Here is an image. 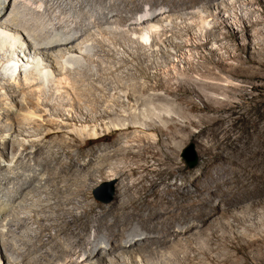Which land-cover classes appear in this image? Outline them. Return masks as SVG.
Here are the masks:
<instances>
[{"label":"bare ground","instance_id":"bare-ground-1","mask_svg":"<svg viewBox=\"0 0 264 264\" xmlns=\"http://www.w3.org/2000/svg\"><path fill=\"white\" fill-rule=\"evenodd\" d=\"M7 1L0 0V82L4 81L5 84L13 86L14 91L10 92L11 97H14V95L21 97L16 106L12 103L14 100L12 101L9 98L11 101L8 104L7 112L17 115L23 121L40 123L48 116V113L40 108L42 96L47 92L67 97L69 99L67 104V107L70 108L69 113L77 108H82V92L79 94L80 92L76 91L75 87L73 88L69 75L75 65L84 62L86 56H90L89 54L93 52L92 44L94 41L97 42V37L111 35L112 31H123L122 34L124 33L128 40L137 44L138 49H145L149 46H158L159 43L167 39V34L180 30V28L173 30L174 25L184 24L187 29H181V33L184 30L186 37L192 36V38L186 40L187 44H178L179 56H176L177 59L183 56L182 51L188 53L190 48L199 50V48L204 47H215L212 48L211 57H206L207 65V63L212 64L211 60L216 54L218 55V51L227 49L222 43L224 39L218 37L217 30L222 27L227 28L229 21L235 23L239 16L238 13H233V9H241L243 16L239 20L245 26L236 36L241 35L242 40L245 42L240 51L246 52L247 58L242 60L239 55L235 56L232 60L238 61V64L227 66V60L220 57L219 60L213 63L211 68H206V66L202 70L196 66V68H191V71L201 74H199L200 81H195L194 86H198L204 93L208 90L223 89V84L217 82L221 81L220 74L216 73L215 70L220 73L225 72L233 78H238L247 65V69H254L255 67L264 69V63L261 61L264 59V13L260 19L252 22L251 15L255 14V10L251 14L245 12L247 9L251 11L255 4L264 5V0H172L170 9L163 8V4L167 0H130L128 3L122 1L121 3L125 7L130 8L128 19L125 22L122 21L123 24L121 21L114 22L113 20L115 16L122 17L118 13L113 14V16H99L95 20L96 10L94 7L88 12L83 10L84 6L91 0H77V4L70 0H47L46 2L40 0V2H44L42 5L48 10L47 15V10L44 11L45 14L43 13L46 17L45 20L48 17L47 23L55 22L58 25L57 32L67 34L63 38L59 34L50 35V37L47 35L49 31L46 34L49 38L44 34L46 38H43V36L42 39H40L41 37L38 38L39 35H42L38 32L39 28L36 30L38 33L32 31L33 28L30 29V33L27 30L28 27L24 28L23 25L25 24L21 23L23 14H20L21 9H17V5L20 4L21 6V4L27 3V0H16L9 14L7 10L10 4ZM202 1H205L202 4H206V7L199 5ZM116 2L119 1L115 0L112 3H107L102 12L111 11V7ZM186 2H190L192 5L187 8L184 7L186 9H179ZM149 4L150 6H148ZM37 6L41 5L37 4ZM32 7H34L33 3ZM69 8L75 9L74 13L79 19L75 17L72 24H68L69 28H66L60 14ZM150 9L155 10L152 11L151 15H148L147 11L149 12ZM28 11L29 13L35 12L31 6ZM41 12L38 11V13ZM56 12H59V14L54 15L57 14ZM137 14L140 16L134 18ZM90 15L94 19L89 24L87 20ZM19 16L22 17L21 21ZM42 16H40V19ZM220 19L221 22L219 21L218 25H212L214 20ZM258 27L262 29H258ZM256 28L254 36L258 38V42L254 43L251 39V32ZM193 31L196 32L193 33ZM174 33L179 34L178 32ZM8 50L12 56L4 59V53ZM187 57H189V53ZM187 57L183 56V59L186 61L191 58V56L188 59ZM202 59L204 63L205 58ZM183 74L185 80H187L184 83L176 86L162 83L151 88H135L132 93H126V101L119 100L114 106L123 107L126 104L135 105V103L154 105L155 100L162 97L158 94L159 90H162L166 94L165 96L174 97L176 101L189 106L192 103L188 99L191 87L187 83L188 80H192V77H190L189 72L185 71ZM193 89L198 94L201 93L195 87ZM150 91L155 92L152 97L147 96ZM200 98L206 103L205 108L206 106L214 107L220 102V100L210 97L207 93L206 99L202 96ZM16 108L18 109L16 110ZM167 115L171 124L164 128L159 126L157 122H150L147 125L138 122L136 115L131 114L129 117L125 115L126 119L131 120V122H115L114 129L107 135L100 136L95 128L81 131L74 130L76 132V136L73 134L75 136L74 142L78 153L73 154L70 150L72 146H75L74 144L68 142L60 145L63 149L62 152L69 159L68 166L61 164L62 174L69 175L73 172L78 173L81 169L92 168L93 162L99 160L101 164L93 170V173H97L101 178L108 177L116 181L138 177L131 185L129 183L123 185L125 190L123 197L125 194L128 197L120 199L119 194L110 203H102L93 198L90 192V184L95 181V174H89L87 177L78 178L77 181L70 180L68 182H65L61 177V181L65 182L63 185L59 184L60 176L54 175L52 177V175H49L45 182L49 183L52 180L54 183L58 182L54 191L56 195H62L58 198L59 201L57 199V202L43 206L40 210L35 211L33 216L29 215L26 216L27 218L21 217L18 219L16 217L12 219V216H10L11 219L8 218L7 220L5 216L11 211V208L7 207L5 202L0 205V220L3 219L4 222L0 225V240L19 238V247L23 249L20 251L21 248L18 249L16 242H5L3 244L4 249L0 244V264H264V232L262 233L259 230L263 219L260 221L261 218L252 216V220H249V217H251L249 214H252L255 209L262 208L264 210V187L261 190L249 188L255 181L264 183L263 163L259 164L258 170L251 171L248 168L241 170L238 167L240 164L230 160L228 153L223 152L222 148L215 149L221 150V153H214L212 148L205 150V153L209 156L219 155L222 159L232 161L231 169L237 174L229 180L238 184V181L235 180L237 178L243 186L238 187L240 190L233 191L234 195L228 202L230 206L239 207L243 211L242 213H223L221 219H217V210L193 212L192 208L194 206H200L201 208L206 206L203 197L206 195L203 193L204 191H207L210 198L214 196V192H217L211 187H204L199 190L200 195L197 196H194L192 192L182 195L185 199L184 202H172L168 197L161 198L155 193V189L159 184L158 181L168 172L167 165L173 163V168H178V164L174 161L177 160L180 152L177 145L181 133L180 126L175 122V118L170 117V112L167 111ZM115 116L117 115L106 110L97 120L103 121ZM19 118L16 119L19 120ZM16 119H13L10 128L7 129L8 133L11 132V129L15 131L20 126V122L17 120V124ZM74 120L76 121L77 118L74 117ZM79 122L81 121L79 120ZM222 123L223 121L220 118H213L209 120L208 124L209 127H212ZM56 125L55 121L49 122V128L43 135L44 140L50 139L52 136H61L64 133ZM184 128L188 129L187 126ZM135 130H140V133L146 136H137L136 139L129 141L127 145L122 146L120 144L121 136ZM219 130L220 132L225 131ZM153 131L157 133L156 138L148 134V132ZM205 131L203 130L201 134H204ZM106 142H109L108 145L103 146ZM41 146L42 144L39 143V149L42 148ZM28 148L27 146L25 151ZM99 151H102L103 155L97 157ZM263 153L261 147H258V149L256 147V150L249 157L246 156L245 161L249 163L253 160L260 161ZM55 158V160L60 159L59 155ZM85 158L89 159L87 163H83ZM109 162H116L113 168ZM78 166L80 169H76ZM108 168L109 171L107 172ZM40 175L32 177V174H30L29 177L32 178L19 186V189H23V192L28 191V194L25 196V200L22 197L18 198L20 196L15 197L13 205L19 199L25 202L30 196L35 197L39 186L34 185V183L36 181L39 183L44 182L43 179H40ZM228 183H231V181ZM130 191L134 192L135 196H132ZM65 192L68 194H65ZM239 193L246 195V198H238ZM80 204H85V211H80ZM90 217L93 221H89ZM229 217L233 219L232 222ZM122 219L124 220L122 221ZM136 219L140 220L137 224L139 226L134 228V220ZM220 221L221 224L215 225ZM29 222L37 225L39 230L26 233L27 235L24 236L12 229L17 227V230H21L27 227L26 225ZM92 222L95 224H91ZM246 223L248 225L245 234L235 230V227L245 226ZM53 229L56 230L55 234L50 233ZM153 230L158 234L150 238L149 234ZM91 231L95 232L94 241H91L84 234ZM47 234L49 238L47 237L45 240ZM102 236L109 238V241L105 240L108 241L106 247L103 246L105 242ZM225 247L235 254L222 252ZM102 248L104 252L100 257L103 256V258L93 263V260L99 257ZM249 253H253L254 257H249ZM241 257L245 259L244 263L240 261Z\"/></svg>","mask_w":264,"mask_h":264},{"label":"rangeland","instance_id":"rangeland-1","mask_svg":"<svg viewBox=\"0 0 264 264\" xmlns=\"http://www.w3.org/2000/svg\"><path fill=\"white\" fill-rule=\"evenodd\" d=\"M15 1L16 0L7 1L10 4L7 10L8 14L10 11H12ZM28 1L31 0H27V3L25 2L26 5L23 3L21 6L20 4L17 5L18 7L16 6L17 9H21L20 14H23V18L19 16L20 21L22 19L24 20V22L22 20L21 23L25 24L23 25V27L25 26L24 28H26V26L28 27V32H30V29L32 30V28L34 29L32 31L36 32V30L39 28L38 32L42 33V35L38 34V38L41 37L40 39H42L43 36V38H46L47 35L53 36L55 34H59L61 38L64 36L66 37L67 34L64 32H57L56 28L58 25L55 22L47 23L48 17L45 20L46 17L44 15V11L47 9L44 8V5L42 4H44V2L47 0H43L44 2H40V0H32L33 2ZM70 1L76 2L77 0ZM113 1L91 0L84 6L83 10L88 12L94 7L96 10V14H94L95 20L99 16H113V14L118 13V15H122V17H113L114 22H125L128 19L130 8L125 7L121 2L125 1L128 3L130 0H118L119 2H116L115 5L111 7V11L102 12L105 8L104 6L109 2L112 3ZM171 1L172 0L165 1L163 8L170 9L172 7ZM204 2L205 1L200 2L201 4L199 3V5L206 7V4H202ZM32 3L34 7H32ZM37 4H40L41 6H37ZM75 4H77V2ZM191 5L192 4L190 2H186L185 4H182L179 9H186ZM30 6L34 9V13H29L28 9H30ZM148 6H150V4ZM40 9L44 10L42 11ZM150 10V13L147 11L148 15H151L155 9ZM233 10V13H238L239 18L243 16L241 9ZM249 10L247 9L245 11L247 12L246 14H251V12L255 10V14L251 15V21H257L264 13V5L255 4L251 11ZM38 11L42 12L38 13ZM74 11L75 9L69 8L60 14L63 16H61V18L66 28H69L68 26L72 24V20L75 19V17L76 19H79V17L75 15ZM47 13L48 10L46 11V15ZM56 13L57 14L54 15L59 14V12ZM36 15L39 16L37 17ZM41 15L44 17L42 16L40 19ZM139 16L140 15L137 14L134 16V18ZM94 18H92L90 15V18L87 20L89 21L88 23L90 24ZM239 18L235 20V23L233 21H229L227 28L222 27L221 29L217 30L218 37L224 39L222 43L223 46L227 47V49L223 48L222 46V48L225 50L218 51V55L216 54V56L211 60L212 64L207 63V65L206 57L209 58L213 47L199 48V50L190 48L189 50L191 52L189 51L188 53L189 57L191 56V58L187 57V51H182L183 56L189 59L185 61L183 56L177 59L176 56H179L178 44H187L186 40L192 38V36H189V38L186 37L184 30L187 28H185L186 25L184 24H181V27L179 25H174L175 28L173 30L180 28V30L174 31L176 33L178 32L180 36L179 34L176 35L174 32L169 33L166 35L168 40H164V42L159 43L158 46H149L145 49H138V45L128 40L127 36L124 35V33L122 34L123 31L120 32L121 30L117 32L112 31L113 33H110L111 35L108 34V36L105 35L103 37H97V42L94 41L92 44L93 52L89 54L90 56H86L84 62L75 65L74 69L69 75V78H71V84H73V88L75 87L74 89H77L76 91H79V94L82 92V108H77L76 110L72 111V113H69L70 108L67 107L69 99L67 97L64 96V98L63 96L53 95L51 91V93L47 92V94L42 96L40 108L42 111H46L48 116L40 123L35 121H23L17 117V115L7 112L8 104L11 101L9 98L12 99V101L14 100L12 103H14V106H16L18 102H20L21 97L19 95H14V97H11L10 92L14 91L13 86H9L5 84L4 81H1L0 205L5 202L7 207L11 208V211L7 214V216H5L7 217L6 220L10 216H12V219L14 217L18 219L21 217H28L29 215L33 216L35 211L40 210L43 206L48 205L49 203L53 204L54 202H57V199L62 195H56V192L54 191V189L56 190V183L58 182L54 183L53 180L49 183L45 182V179L49 175H52V177H54V175L60 176L58 181L59 184L63 185L65 182L70 180L77 181L78 178H84L89 176V174H95L94 178L96 179L90 184V192L92 193L93 198L102 203H110L114 201L119 194L120 199L127 198V194H125L123 197V193L125 191L123 189V185L127 183L131 185L133 181L138 178L137 176L116 181L108 177L101 178L97 173H93V170L98 168L101 164V161L99 160H95L93 162L92 168L81 169L78 173L73 172V174L71 173L69 175H64L61 172V164L68 166L69 159L62 152L63 149H61L62 147L60 145L68 142L74 144L75 146H72L70 150L73 154H77L78 149L76 143L74 142L76 132L74 130L81 131L95 128L100 136L107 135L114 129L115 122H131V120L126 119L125 117V115L129 117L131 114L136 115V119L139 120H137L138 122H143L146 125L150 122H157L159 126L164 128L171 124L168 121L167 111L171 113V118H175V122L179 124V130L181 131L180 138L177 140V145L180 148V152L178 154L177 160L174 161L178 164V168H173V163L169 164V166H166L168 168V172L166 175L161 177L160 181H158L159 184L155 189V193H157L161 198L168 197L172 202L179 203L182 201L184 202L185 200L182 195L192 192L194 196H197L200 195L199 190L203 189L204 187H211L213 190H217V192H214V196L210 198L207 191H204L203 193L206 195L203 197L205 198L206 206L204 208H201L200 206H194L192 208L193 212H207L211 210H217V219H221L223 213H242L243 211H241L239 207L236 208L235 206H230L228 202V200H231L232 196L234 195L233 191H237L238 189L240 190L238 187L243 186L242 182L237 178H235V180L238 181V184H235L232 182V180H229L231 177H234L237 174V172L232 171V161L230 160H233V162H238L241 165V167L240 165L238 166L241 170L245 168H248L251 171L258 170L259 164L263 163L262 165H264V153L260 157V161L253 160L250 163L245 161V159L256 150V147L257 149L258 147H261L264 151V69H259L257 67H255L257 69H247V65L245 66L246 69L244 72H242L241 76L238 78H233L225 72L220 73L218 70H215L216 73L220 74L221 79V81L217 82L222 83L224 88L216 91L208 90L205 91V93L201 91L198 86H194L195 81H200L199 79L201 78V74L199 73V75L195 73V71H191V68L195 66L197 68L200 67V70H202L203 67L205 68V66L206 68H211L213 67V63H215L216 60H219L220 57H223L225 60H227V66H234L235 64H238V61L232 60L235 56L237 57L239 55L242 60L247 58V53L240 51L245 42L242 40L241 35L236 36L237 33H239V31H241V29H243L245 26L243 22L239 20ZM219 21L221 22V19L214 20L212 25H218V23H220ZM248 25H250V23H248ZM259 28L261 27H258V29ZM181 29H184L182 32L183 34L181 33ZM256 30L257 28L251 32V39L254 43L258 42V38L254 36ZM195 32L196 31H193V33ZM44 34L47 35L45 36ZM10 54L11 53L9 50L5 51L4 59L11 57L12 55ZM202 58H205L204 63ZM261 61L264 63V59ZM185 71L189 72L191 75L190 77H192V80H188L187 83L188 86L191 87V93L189 94L188 99L191 100L192 103L189 104V106L176 101L174 97L165 96L166 94L162 90L158 91V94L162 97L158 100H155L154 105H141L135 103V105L126 104L123 107L114 106V104L119 100L126 101V93H132L135 91V88H151L152 86L162 83L173 86L184 83L187 81L185 80V76L183 74ZM193 87H195V89L199 90L201 93L198 94L193 89ZM154 93L155 92L150 91L147 93V96L152 97ZM206 93L210 97L220 100L219 104L214 105V107L206 106L205 108L206 103L200 98V96L206 99ZM150 94L151 96H149ZM17 109L18 108H16V110ZM106 110L113 112L117 116L114 118H107L103 121L97 120V118H99L100 115H103ZM123 115L124 117H122ZM74 117L77 118L76 121L74 120ZM16 118H19V120ZM213 118H220L223 123L221 125L209 127V120ZM13 119H16L15 121L17 124L20 122V126H18L15 131L11 129V132L8 133L7 129L10 128ZM79 120L81 122H79ZM50 121H55L57 124L56 126L63 130L64 133L61 136H52V138L44 140L43 135L48 130ZM185 126L188 127L187 130L184 128ZM219 129L225 131L220 132ZM203 130L206 131L204 134H201ZM148 134L151 137H157V133L154 131L148 132ZM137 136L146 135L141 134L140 130L132 131L131 133L121 136L120 144L125 146L129 141L136 139ZM39 143L42 144V148L40 149L38 147ZM108 143L109 142H106L103 144V146H107ZM189 145H192L193 154L196 157V165L193 168H189L186 165L185 160L182 158L183 151ZM27 146L29 148L25 151ZM208 148H212L214 153H221V150L215 149L222 148L223 152L226 154L228 153L230 160L222 159L219 157V155H207L205 150ZM57 155H59V160H55ZM101 155H103V153L102 151H99L96 156L98 157ZM236 157L238 158L236 159ZM83 161V163H87L89 159L85 158ZM115 163L116 162H109L112 168L114 167ZM49 164L51 165L49 166ZM77 168H79V166L76 167V169ZM106 171L108 172L109 168ZM30 174H32V177L41 174L40 179H43L44 182L39 183L36 181L34 185L39 186L38 192L36 193L35 197L30 196L26 199L27 201L24 202L28 191L23 192V189H19V186L22 185L26 180H30L32 178L29 177ZM61 177H63L65 182L61 181ZM5 178L6 180H4ZM230 181L231 183H228ZM263 187L264 183L256 181L249 186L250 189L252 188L254 190H261ZM130 193H132V196H135L134 192L130 191ZM65 194L68 193L65 192ZM17 196H20L18 198L22 197L24 200L19 199L13 205V199ZM238 198H246V195L239 193ZM79 207L80 211H85L86 209L85 204H80ZM249 215H251V217H249L250 221L253 218L252 216H257L259 219L261 218L260 221L263 219L261 221L262 225L260 224L259 226V230L263 233L264 210L262 208H257L254 212H252V214ZM91 219L92 217H90L89 221H93ZM123 220L124 219H122V221ZM229 220L231 222L233 221L231 217H229ZM0 221V225L4 224L3 219ZM139 221L140 220L137 219L134 220V228L139 226L137 225ZM91 224L95 223L92 222ZM217 224H221V221L215 225ZM247 225L248 223H246L245 226H237L235 227V230L241 234H245L247 232ZM26 226L27 227L21 230H17V227L16 229H14L15 227L12 229L18 234L22 233L24 236L29 232L39 230L37 229V225L33 224L32 222H29ZM55 231L56 230L53 229L50 233L55 234ZM94 233V231H91L90 233L84 234L87 235L86 237H88L91 241H94ZM157 234L158 233L153 230L149 235L150 238H153L151 236ZM47 237L48 234L46 235L45 240ZM102 237L104 238L103 240L105 242V245L103 246L106 247L109 238L107 236ZM5 242H16L18 244H16L18 249L21 248L20 251L23 250L22 247H19V238L0 240V244H2L1 246L3 249L5 248L3 246ZM224 251L227 252L226 254H235L227 247L223 248L222 252ZM100 252L102 254L100 253L99 257L93 260V263H96L103 258V256L100 257V255H103L104 249H100ZM249 257L253 258L254 254L249 253ZM240 261L244 263L245 259L241 257Z\"/></svg>","mask_w":264,"mask_h":264},{"label":"water","instance_id":"water-1","mask_svg":"<svg viewBox=\"0 0 264 264\" xmlns=\"http://www.w3.org/2000/svg\"><path fill=\"white\" fill-rule=\"evenodd\" d=\"M182 158L185 160V163L189 168H193L196 165V157L193 154L192 145H189L183 151Z\"/></svg>","mask_w":264,"mask_h":264}]
</instances>
